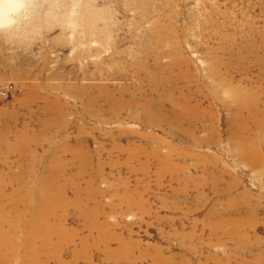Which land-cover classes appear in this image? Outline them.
Returning a JSON list of instances; mask_svg holds the SVG:
<instances>
[{
    "label": "rangeland",
    "instance_id": "rangeland-1",
    "mask_svg": "<svg viewBox=\"0 0 264 264\" xmlns=\"http://www.w3.org/2000/svg\"><path fill=\"white\" fill-rule=\"evenodd\" d=\"M17 1L12 8L6 9L5 18L0 22V134L4 135H0V178L5 183L3 188L6 195L18 192L14 198L16 202L23 199L26 189L33 191L36 181H53L55 178L66 185L65 196L69 199V205L71 203L70 206L67 204L70 208L63 207L62 211H56L57 217L54 215L50 219L55 224L57 218L62 216L66 230L76 235L72 241L62 246L65 264H88L86 256L91 258L93 255V264H158L154 260L159 255L167 260L171 258V264H264V173L260 170L259 174L258 168L236 156L233 137L241 123H233L237 108L225 95L228 87L242 86L247 92L248 104L252 101V113L256 114L257 119L264 118V67L255 62V55L260 58L264 56V0ZM87 2H92L93 10L101 14L100 19L94 22L97 33L92 35L91 40H87L84 30L74 23L80 12L87 10ZM146 2L150 13L146 20H142V6ZM46 17L51 24L48 27ZM153 25H157L160 30L154 31ZM161 40L164 46L160 44ZM148 52L162 54L163 66L173 62L175 57L183 60H180L177 70L170 73L177 80L176 88L178 87L171 93L176 95L178 104H184V96L188 97L190 94L189 99L193 95L189 99L190 105L199 107L203 115L200 117L202 121L195 118V124L191 118L184 123L183 129L171 126L161 117L172 116L174 112L180 113V109H176L165 99L162 100L165 105L163 115H152L158 127L147 124L149 119L144 115L141 106L147 101H158L159 98L152 94V87L139 81L140 76L144 77L145 71L138 67L132 68L131 65L146 61ZM6 62L12 65L15 62V65L10 66ZM185 63L187 64L183 65ZM180 72L181 76H177ZM182 74L188 75L187 79L182 78ZM35 83L43 88L38 90L41 95L32 103H27V92H30L27 88H32ZM88 84L108 87L117 100L137 103L136 109L125 111L114 120L106 116L101 120L93 118L85 106L83 107L85 99L77 98L78 94H74L77 89ZM214 84L222 87V102L215 99ZM200 86L203 94H196ZM223 90L225 93H222ZM95 91L90 95L98 96ZM187 93L189 94L185 95ZM49 100L62 106L65 113L62 119L55 116L56 110L52 109V114L46 111ZM101 105H106L104 99L100 101ZM226 105L231 108L225 107ZM245 113L246 116L250 114L247 111ZM50 122L54 124L49 126ZM190 126L195 128L194 136L187 133L186 129ZM251 127L252 132L257 131L252 125ZM262 132L264 134V129ZM24 133L28 138L25 145L28 144L29 148L19 146L14 153H8L7 156L8 148L14 146L18 136L21 137ZM46 133L48 136L43 135ZM36 138L41 140L37 146L31 141ZM195 138L199 139L196 141ZM80 140L83 141L82 151H86L88 156L84 161L86 165L74 158L73 148L78 147ZM30 155L33 156L29 158ZM56 168L62 169L58 171ZM48 171L55 172L50 174ZM235 182L241 185L229 186ZM238 190L253 194L248 200L250 205L244 203L231 208L232 198L241 194ZM32 196L37 199L35 195ZM87 196L91 199H87ZM257 197L262 201H258ZM248 205L251 209L254 206L258 210V217L253 227L243 232L247 235L244 240L240 236H228L223 228H214L224 216L227 219L249 218L250 209H246ZM91 216H95L91 223L96 226H88ZM27 217L28 215L26 219ZM108 228L110 230H106ZM100 234L107 239L109 237L110 241L118 235L127 243H135L136 248L130 260L124 257L109 259L106 252L104 253L105 246L100 244ZM18 236L21 240L24 239L25 232ZM54 240L56 243L58 239ZM111 243L113 250L119 248L115 240ZM156 249L159 250L158 253ZM140 252L148 254L143 263L135 259L143 255ZM75 255H80L78 260ZM47 258L45 259L48 264H60L55 258Z\"/></svg>",
    "mask_w": 264,
    "mask_h": 264
},
{
    "label": "bare ground",
    "instance_id": "bare-ground-1",
    "mask_svg": "<svg viewBox=\"0 0 264 264\" xmlns=\"http://www.w3.org/2000/svg\"><path fill=\"white\" fill-rule=\"evenodd\" d=\"M17 0H0V22L2 23L3 20H4V14L6 11V9H10L12 8L11 6H13V3H15ZM153 1V0H152ZM18 2V1H17ZM154 3V2H153ZM15 5V4H14ZM92 2H87L86 3V8L87 10H85L84 12L81 11L80 12V16L77 17V19H75L74 23H75V26H77L78 28H81L84 30V34L86 35V39L87 40H91V38L93 37L92 35L96 34L97 33V30L94 26V22L96 20H99L100 17H101V14H98L95 12V10H93V6H92ZM141 11V10H140ZM142 13H141V17L140 19L142 20H146L147 17L149 16V10H148V7H147V2L142 6ZM49 18L46 17L45 19V22H47L46 26L48 27L50 22H49ZM161 22V20H160ZM154 23V22H153ZM45 24V23H44ZM155 24V23H154ZM45 26V25H44ZM45 26V27H46ZM154 26V25H153ZM152 26V27H153ZM157 26V25H156ZM156 26H154V31H158L159 28H157ZM159 26V25H158ZM76 27V28H77ZM160 27V26H159ZM75 28V27H74ZM47 30V29H46ZM160 30V29H159ZM48 31V30H47ZM63 34H64V31H62ZM157 34V33H156ZM158 40V39H157ZM158 43L160 41H157ZM161 45H165L164 42H162L161 40ZM26 46V45H25ZM28 48V47H27ZM25 52V51H24ZM146 61H139V62H135L134 65H131L132 68H140V69H143L145 71V73L143 74L144 77H139V81H141V83L143 84H147L148 86L152 87L153 89V95L157 96L156 98L158 99V101H147L146 103H144L141 108L143 109L144 111V115L149 119L147 121V124L149 126H153V127H158V124L157 122H155V119H152V115L155 114V115H158V116H162L163 115V111H164V108H165V105L163 104V101L162 100H168L169 102H171L172 105H174V107H176V109H180V113H176L174 112V114H172V116H167V115H164L162 116L161 118L165 119L166 121H168L171 126H176L178 128H181L183 129V125L184 123H186L188 120H190L191 118L194 119L195 118H199L201 116H203L201 114V110L199 109V107H192V104L190 105L191 103V96L189 99V93L185 94V95H188L187 96H184L183 97V103L180 102V104H178L175 100V96L174 94H172L171 92L173 90H175L176 88V85H177V80L174 79V77L170 76V73L173 72L174 69H176L179 65H180V60L179 59H176L177 57H175L174 61L171 62L170 64L166 65V66H163L162 63H163V57H162V54L160 53H153V52H148L146 54ZM22 56V55H21ZM20 56V57H21ZM262 56V55H261ZM82 57V56H81ZM84 57V56H83ZM166 57V55H165ZM164 57V58H165ZM183 57V56H182ZM16 57H14L15 59ZM19 58V57H18ZM24 59V58H23ZM26 59V58H25ZM4 60V59H3ZM30 60V59H29ZM184 60H187L184 58ZM19 61V60H18ZM151 61V62H150ZM183 61V60H181ZM188 61V60H187ZM3 62V61H2ZM255 62L256 63H261L262 66L264 67V56L263 57H257L255 55ZM4 63V62H3ZM15 63V62H14ZM13 63L12 64H8L6 62L7 65H10V66H14L15 64ZM183 63V62H182ZM187 63L183 64V65H186ZM189 64V63H188ZM245 64V63H244ZM23 66L24 65H27V64H22ZM46 65V64H45ZM5 66V65H4ZM191 66V65H190ZM189 66V67H190ZM192 67V66H191ZM45 68V67H44ZM131 68V69H132ZM137 68V69H138ZM17 69V68H16ZM179 69V68H178ZM46 71V68L44 69ZM142 70V71H143ZM177 70V69H176ZM189 70V69H188ZM191 70V68H190ZM189 70V71H190ZM12 71V70H11ZM15 71V70H14ZM135 71V70H134ZM159 71V72H158ZM180 71V70H179ZM182 71V70H181ZM188 73V72H187ZM185 73V74H187ZM192 73V72H191ZM213 73V72H212ZM216 73V72H215ZM217 74V73H216ZM215 74V75H216ZM142 75V76H143ZM181 76V72L177 75V76ZM31 76V75H30ZM95 76V75H93ZM138 76V75H137ZM136 76V77H137ZM188 76V75H187ZM186 75H183L182 74V78H186L187 77ZM190 76V75H189ZM40 77V76H39ZM38 77V78H39ZM57 77V76H56ZM123 77V76H122ZM193 77V76H192ZM196 77V76H195ZM194 77V80H196ZM24 78V77H23ZM61 78V77H60ZM94 78V77H93ZM199 78V77H198ZM217 78V77H215ZM87 79V77H86ZM187 79V78H186ZM185 79V80H186ZM192 78H190L191 80ZM44 80V79H43ZM91 80V79H90ZM219 80V79H218ZM217 80V81H218ZM38 81V80H37ZM183 81V79H182ZM187 81V80H186ZM200 81V80H198ZM197 81V82H198ZM216 81V83H217ZM224 81V80H223ZM196 82V81H195ZM188 83V82H187ZM201 83V82H200ZM227 83V82H226ZM243 84V82H241ZM240 83V84H241ZM36 85L32 86V88H27V89H30V92L27 96V103H32L33 100H37L38 96L41 95L38 94V90L40 89H43L41 87H38L40 86L38 83H35ZM42 84V83H41ZM52 84V83H51ZM203 84V83H201ZM200 84V85H201ZM223 84V83H221ZM33 85V84H31ZM68 85V84H67ZM218 85V83H217ZM227 85V84H226ZM225 85V87H226ZM229 85V84H228ZM227 85V86H228ZM237 85V84H236ZM47 86V85H46ZM66 86V85H65ZM179 86V85H178ZM186 86V85H185ZM188 86V85H187ZM213 86V85H212ZM220 86V84H219ZM224 86V85H223ZM230 86V85H229ZM53 87V86H52ZM50 87V89L52 88ZM181 87V86H180ZM211 87V86H210ZM215 84H214V94L216 96L215 99H218V101L222 102L221 100V97H220V88L222 87H216ZM178 88V87H177ZM176 88V89H177ZM198 88V87H197ZM244 88V87H243ZM61 89V88H60ZM59 88L56 90H60ZM77 89V88H75ZM139 89V88H138ZM182 89H183V86H182ZM186 89V88H185ZM226 89V88H225ZM52 90V89H51ZM64 90V89H63ZM74 90V89H73ZM70 89V91H73ZM96 90V91H95ZM123 90V89H122ZM129 90V89H128ZM189 90V88H188ZM211 90V89H210ZM45 91V90H43ZM66 91V90H64ZM68 91V90H67ZM93 91L95 92H98V96L96 95L95 97L91 96L90 94L93 93ZM136 91V90H135ZM248 91V90H247ZM58 92V91H57ZM69 92V91H68ZM75 92V91H73ZM124 92V91H123ZM138 92V91H136ZM142 92V91H141ZM152 92V91H151ZM177 92V91H176ZM184 90H183V94H184ZM203 92V89L199 88V92H196V94L198 93H202ZM211 91H209L210 93ZM213 92V91H212ZM121 93V92H120ZM119 93V94H120ZM140 93V92H139ZM222 93H225V91L223 90ZM221 93V94H222ZM257 93V92H256ZM66 94V93H65ZM74 94H78V97L77 98H80V99H85L84 101V104L83 107L85 106V109L89 112L90 116H92L93 118H97V119H103L105 116L106 117H109V119L111 120H114V119H118V117L122 116V114H124V112H128L130 110H133V109H136V106H137V103L135 102H125L123 100H117L115 98V96L112 94V91L106 87V86H103V85H96V84H88L87 86L85 87H82L80 89H77V93H74ZM151 94V95H152ZM211 94V93H210ZM248 94H249V91H248ZM258 94V93H257ZM54 95V94H53ZM57 95V94H56ZM72 95V94H71ZM122 95V93L120 94ZM119 95V96H120ZM200 95V94H199ZM199 95H196L197 97ZM207 95V94H206ZM227 97L230 98V100L232 101V103L234 104V107L236 106L237 108V113L236 115L233 117V123L237 124V123H241L239 125V128H238V131H236L235 135H234V132L233 135L231 137L234 138V144H233V147H234V152L236 154V156L240 159H242L241 161H246L248 163H250L251 165L255 166L256 168L259 169V174H260V170L264 173V134H263V129H264V118L262 120L260 119H257V117L255 116L256 114H254V112L252 113L251 111V102L250 105L248 104L247 102V99H246V96H247V92L242 89V86L241 88L239 87H228V90H226V94H225ZM251 95V94H250ZM249 95V96H250ZM51 96V95H49ZM48 96V97H49ZM77 96V95H76ZM117 96V94H116ZM124 96V94H123ZM214 96V97H215ZM222 96V95H221ZM248 96V97H249ZM47 97V98H48ZM152 97V96H151ZM213 97V96H212ZM224 97V96H223ZM252 97V96H251ZM76 98V99H77ZM177 98V97H176ZM185 98V99H184ZM253 98V97H252ZM43 99V98H41ZM45 99V98H44ZM104 99L106 101V105L105 106H100V101ZM119 99V98H118ZM181 99V98H180ZM205 99V98H204ZM214 99V100H215ZM249 99V98H248ZM257 99V98H256ZM255 99V100H256ZM151 100V99H150ZM153 100V99H152ZM155 100V99H154ZM196 100V99H195ZM213 100V99H212ZM226 100V99H225ZM254 100V101H255ZM40 101V100H39ZM45 101V100H44ZM60 101V100H59ZM217 101V100H216ZM227 101V100H226ZM229 101V100H228ZM56 102H58L56 100ZM257 102V101H256ZM36 103V102H35ZM46 103V102H45ZM201 103V102H200ZM219 103V102H218ZM260 103V102H259ZM82 104V103H81ZM261 104V103H260ZM35 105V104H34ZM45 105V104H44ZM141 105V104H140ZM201 105V104H199ZM198 105V106H199ZM223 105V104H222ZM31 106V104H30ZM33 106V105H32ZM259 106V104H258ZM257 106V109H260L258 108ZM264 106V105H263ZM262 106V107H263ZM139 107V106H138ZM202 107V106H201ZM225 107H230L229 105H226ZM140 108V109H141ZM211 108V107H210ZM233 108V107H232ZM253 109L255 107H252ZM26 109V108H25ZM30 109V108H29ZM45 109V107H44ZM52 109L53 110H56L55 112V116L58 117V119H62L63 117V108L62 106H58L56 104H54V102H52L51 100L48 101V105L46 106V111H50L51 114H52ZM157 109V111H155ZM204 109V108H203ZM213 109V108H212ZM210 109V110H212ZM65 110V109H64ZM85 110V111H86ZM231 110V109H230ZM44 111V110H43ZM204 111V110H203ZM207 111V109H206ZM249 112L250 114L248 116H246L245 112ZM87 112V113H88ZM142 112V111H141ZM212 112V111H211ZM214 112V111H213ZM229 112V111H228ZM231 112V111H230ZM257 112V111H255ZM143 113V112H142ZM205 114H207L206 112H204ZM203 113V114H204ZM263 113V112H262ZM50 114V113H49ZM88 114V115H89ZM209 115L211 113H208ZM207 114V115H208ZM248 114V113H247ZM261 114V113H260ZM259 114V115H260ZM14 115V114H13ZM205 115V116H207ZM214 115V114H212ZM263 115V114H262ZM43 116V115H42ZM51 116V115H50ZM53 116V115H52ZM258 116V115H257ZM2 117V116H0ZM213 117V116H211ZM208 118V117H207ZM232 118V117H231ZM261 118V117H260ZM49 119V118H48ZM47 119V120H48ZM54 119V118H53ZM52 119V120H53ZM56 119V118H55ZM56 119V120H58ZM133 119V118H132ZM45 120V119H44ZM197 120V119H195ZM201 120V118H200ZM199 120V122H200ZM205 119L203 118V121ZM215 120V119H213ZM232 120V119H231ZM54 121V120H53ZM146 121V120H145ZM202 121V120H201ZM206 121V120H205ZM204 121V122H205ZM212 121V119H211ZM60 122V121H59ZM189 122V121H188ZM195 122V121H194ZM12 123V122H11ZM16 123V121H15ZM45 123V122H44ZM48 123V122H47ZM57 123V122H56ZM55 123V124H56ZM197 122H195L196 124ZM17 124V123H16ZM46 124V123H45ZM54 122H50L49 123V126L53 125ZM64 124H65V121H64ZM189 124V123H188ZM193 124V123H192ZM200 124V123H199ZM207 124V123H205ZM204 124V125H205ZM209 124V123H208ZM207 124V125H208ZM43 125V124H42ZM47 125V124H46ZM60 125V124H59ZM194 125V124H193ZM203 125V126H204ZM232 125V124H231ZM251 125L253 126V128L255 127L257 129V131H253L252 132V127ZM58 126V125H57ZM64 126V125H63ZM66 126V125H65ZM147 126V125H146ZM233 126V125H232ZM61 127H62V124H61ZM60 127V128H61ZM67 127H69L67 125ZM187 127V126H186ZM208 127V126H207ZM47 128V127H46ZM50 128V127H49ZM47 128V129H49ZM52 128V127H51ZM59 127H57L58 129ZM230 128V127H229ZM53 129V128H52ZM176 129V128H175ZM207 129V128H206ZM45 130V129H43ZM59 130V129H58ZM63 130H65L63 128ZM187 130V133H189V135H192L194 136V132L195 131V128L190 126L189 129H186ZM214 130V129H213ZM213 130H210V131H213ZM232 130V129H231ZM236 130V129H235ZM60 131V130H59ZM67 131V130H65ZM178 131V130H177ZM182 131H185V130H182ZM206 131V130H205ZM234 131V130H233ZM11 132V131H10ZM26 132V131H25ZM58 132V131H57ZM181 132V131H180ZM185 133V132H184ZM26 133H24L21 137H19V139L17 140V142L15 143V145L13 146H10L8 148V152H7V156L8 153H14V151L20 146L22 147H25L27 145H25L27 143V137H25ZM49 134V133H48ZM59 134V133H58ZM207 134H208V131H207ZM210 134V132H209ZM212 134V133H211ZM1 135V134H0ZM3 135V134H2ZM1 135V136H2ZM21 135V134H20ZM42 135V134H41ZM43 135H47L46 134H43ZM42 135V136H43ZM51 135V134H50ZM49 135V136H50ZM55 135V134H54ZM53 135V136H54ZM57 135V134H56ZM187 135V134H186ZM188 135V136H189ZM4 136V135H3ZM27 136V134H26ZM48 136V135H47ZM214 136V135H212ZM16 137V136H15ZM82 137V135H81ZM196 137V136H195ZM217 137V136H216ZM2 138V137H1ZM232 138V139H233ZM5 139V138H4ZM52 139V137H51ZM69 139V138H68ZM79 139V138H77ZM76 139V140H77ZM199 139V138H198ZM197 139V140H198ZM205 139V138H204ZM210 139H213V138H210ZM1 140V139H0ZM196 140V138H195ZM196 140V141H197ZM202 140V139H201ZM7 141V139L5 140ZM31 141H34V144H40V139H32ZM44 141V140H43ZM49 141V140H47ZM64 141V140H63ZM66 141V140H65ZM203 141V140H202ZM211 141V140H210ZM232 141V140H231ZM8 142V141H7ZM6 142V143H7ZM193 142V141H192ZM207 142V140H206ZM212 142V141H211ZM210 142V143H211ZM233 142V141H232ZM4 144V142H2ZM33 143V142H31ZM44 143V142H43ZM65 143V142H64ZM67 143V142H66ZM76 143V142H75ZM45 144V143H44ZM78 144V143H77ZM194 144V143H193ZM209 144V143H208ZM212 144V143H211ZM217 144V143H216ZM31 145V144H30ZM33 145V144H32ZM42 145V144H41ZM201 145V144H200ZM210 145V144H209ZM213 145V144H212ZM219 145V143H218ZM29 146V145H28ZM27 146V147H28ZM34 146V145H33ZM37 146V145H36ZM39 146V145H38ZM82 146H83V141H79V144H78V147L75 146L74 149V158L75 160L77 161H80L81 163H83V165L86 163H84V161H86L87 157L86 156V151H82ZM119 146V145H118ZM170 146V145H168ZM197 146V145H196ZM203 146V145H202ZM26 147V149H27ZM32 147V146H31ZM35 147V146H34ZM29 148V147H28ZM22 149V148H21ZM118 149V148H116ZM137 149V148H136ZM135 149V150H136ZM1 150V149H0ZM23 150V149H22ZM115 150V149H114ZM138 150V149H137ZM172 150V148H171ZM233 150V148H232ZM21 151V150H20ZM26 151V150H25ZM28 151V150H27ZM33 151V150H32ZM117 151V150H116ZM120 151V150H119ZM17 152V151H16ZM22 152V151H21ZM31 152V151H30ZM29 152V153H30ZM56 152V151H55ZM67 152V150H66ZM121 152V151H120ZM137 152V151H136ZM136 152H133L134 154ZM157 152V151H156ZM2 153V152H0ZM18 153V152H17ZM21 154V153H20ZM34 154V153H33ZM3 155V154H2ZM1 155V156H2ZM25 155V154H24ZM35 155V154H34ZM37 155V154H36ZM234 155V154H233ZM232 155V156H233ZM25 156H28V155H25ZM33 156V155H32ZM31 155L29 156L32 157ZM134 156V155H132ZM155 156V154H154ZM6 157V156H5ZM234 157V156H233ZM9 159V158H8ZM7 159V160H8ZM28 159V158H27ZM36 159V157H35ZM130 159H133V158H130ZM129 159V160H130ZM135 159V157H134ZM5 160V161H7ZM37 160V159H36ZM41 160V159H40ZM166 160V159H165ZM164 160V161H165ZM237 160V159H236ZM34 161V160H33ZM38 161V160H37ZM240 161V162H241ZM215 162V161H214ZM213 162V163H214ZM217 162V161H216ZM74 163V162H73ZM72 163V164H73ZM76 163V162H75ZM164 163V162H163ZM170 163V162H169ZM212 163V162H211ZM247 163V164H248ZM5 164V163H4ZM54 164V163H53ZM88 164V162H87ZM219 163H217V166H218ZM34 165V164H33ZM82 165V164H81ZM164 166V164H162ZM214 165V164H212ZM35 166V165H34ZM63 166V165H61ZM66 166V165H65ZM74 166V165H72ZM166 166V165H165ZM215 166V165H214ZM213 166V167H214ZM249 166V165H248ZM167 167V166H166ZM165 167V168H166ZM32 168V167H31ZM36 168V166H35ZM51 168V167H50ZM212 168V167H211ZM250 168H254V167H250ZM249 168V169H250ZM33 169V168H32ZM55 169V168H54ZM62 169V168H61ZM61 169H57L58 171H61ZM163 169V168H161ZM226 169V168H225ZM51 170V169H50ZM53 170V168H52ZM55 170V171H56ZM70 170V168H69ZM207 170V168H206ZM251 170V169H250ZM255 170V169H253ZM55 171H48L50 174H54ZM79 171V170H78ZM81 171V170H80ZM161 171V170H160ZM165 171V170H164ZM227 171V170H226ZM230 171V170H229ZM227 171V172H229ZM25 172V171H24ZM213 172V171H212ZM211 172V173H212ZM215 172V171H214ZM213 172V173H214ZM46 173V172H45ZM80 173V172H79ZM208 173V172H207ZM221 175H222V172H220ZM232 173V172H231ZM257 173V172H256ZM34 174V173H33ZM48 174V173H46ZM59 174V173H58ZM64 174V173H63ZM78 174V173H77ZM76 174V176H77ZM217 174V173H216ZM225 174V173H223ZM228 174V173H227ZM258 174V173H257ZM258 174V175H259ZM45 175V174H44ZM96 175V174H95ZM209 175V174H207ZM220 175V176H221ZM236 175V174H235ZM2 176V174H1ZM5 176V175H4ZM26 176V175H25ZM34 176V175H33ZM36 176V175H35ZM64 176V175H63ZM82 176V175H81ZM98 176V175H96ZM218 176V175H217ZM225 176V175H224ZM232 176V175H231ZM237 176V175H236ZM261 176H262V173H261ZM44 177V176H43ZM58 177V176H57ZM61 177V176H60ZM72 177V176H71ZM75 177V176H74ZM78 177V176H77ZM214 177V176H213ZM216 177V176H215ZM10 178V177H9ZM34 178V177H33ZM42 178V177H41ZM49 178L50 175H49ZM48 178V179H49ZM62 178V177H61ZM67 178V177H66ZM70 178V177H69ZM227 178V177H226ZM264 178V177H263ZM6 179V178H5ZM4 179V180H5ZM13 179V178H12ZM11 179V180H12ZM23 179V178H22ZM45 179V178H43ZM54 180H47L45 182H37L34 184V187H33V191H29V189H26V195L23 197V199L19 202H16L14 201V198L15 196H17L18 192H15L13 193L12 195L8 196L5 194V191H4V188H3V184H5L4 182L2 183V179L0 178V264H48L47 260L45 258H55L60 264H65V262L63 261V248L62 246H64L65 243L69 242V241H72L74 239V235L75 233H69L68 230H66L65 228V219L61 216H59L60 218H57L55 224H52L50 219L51 217H53L54 215H56V211L58 210H61L63 209V207H66L69 205V202L68 200L66 199V194H65V187L66 185L64 184H61V181L53 178ZM82 178H80L81 180ZM218 179V178H216ZM237 179V178H236ZM7 180V179H6ZM10 180V179H9ZM19 180V178H18ZM42 180V179H41ZM65 180V179H64ZM78 180V179H77ZM208 180V178L206 179ZM215 180V179H214ZM229 180H231L229 178ZM238 180V179H237ZM63 181V179H62ZM66 182L68 180H65ZM76 181V180H75ZM79 181V180H78ZM205 181V180H204ZM213 181V180H212ZM218 181V180H217ZM235 181V180H234ZM259 181V180H258ZM262 181V180H260ZM6 182V181H5ZM8 182V181H7ZM13 182V181H12ZM16 182V181H15ZM14 182V183H15ZM73 182V181H71ZM77 182V181H76ZM208 182V181H207ZM227 182V181H226ZM232 182V180H231ZM17 183V182H16ZM20 183V182H19ZM75 183V182H74ZM212 183V182H211ZM217 183V182H216ZM264 183V182H263ZM261 183V185L263 184ZM69 184V183H67ZM233 185H229V186H233V187H239L241 184L239 182H235V183H231ZM259 184V183H258ZM9 185V183H8ZM7 185V186H8ZM73 185H76V184H73ZM228 185V183H227ZM209 186H211L209 184ZM208 186V187H209ZM213 186V185H212ZM211 186V187H212ZM216 186V185H215ZM222 186V185H221ZM259 186V185H258ZM264 186V185H262ZM76 187V186H74ZM79 187V186H78ZM217 187V186H216ZM245 187V186H244ZM6 188V186H5ZM18 188V187H17ZM218 188V187H217ZM243 188V187H242ZM8 189V188H7ZM81 189V188H80ZM213 189V188H212ZM225 189V188H224ZM223 189V190H224ZM227 189H230V188H227ZM17 190V189H15ZM32 190V189H31ZM68 190V189H67ZM76 190V189H75ZM91 190V189H90ZM217 190V189H216ZM220 190V189H219ZM222 190V191H223ZM235 190V189H233ZM232 190V191H233ZM244 190V189H243ZM242 190V191H243ZM246 190V189H245ZM226 191V189H225ZM239 191V190H238ZM68 192V191H67ZM80 192V191H79ZM86 192V190H85ZM216 192V191H215ZM221 192V191H220ZM224 192V191H223ZM236 192V191H234ZM233 192V194H234ZM240 192V191H239ZM23 193V191H22ZM78 193V192H77ZM89 193V192H88ZM87 193V194H88ZM222 193V192H221ZM225 193V192H224ZM227 193V192H226ZM225 193V194H226ZM230 193V192H229ZM241 194H238L237 196L233 197L232 198V201H231V208H235V207H238L239 205H243L244 203L248 204V200H250L252 198V195L249 191H245V192H240ZM263 193V192H262ZM80 194V193H79ZM86 194V193H85ZM228 194V193H227ZM232 194V195H233ZM22 195V194H21ZM32 195H35L34 197H37V199H34ZM90 195V194H89ZM231 195V194H230ZM231 195V196H232ZM221 196V195H220ZM223 196V195H222ZM227 196V195H226ZM257 196V195H256ZM262 196V195H261ZM20 197V196H18ZM92 197V196H90ZM259 197V196H258ZM257 197V199H258ZM263 197V196H262ZM76 198V197H75ZM254 198V197H253ZM78 199V198H77ZM80 199V198H79ZM87 199H91V198H88L87 196ZM81 200V199H80ZM13 201L15 202L14 204ZM73 201V200H72ZM79 201V200H78ZM88 201V200H87ZM91 201V200H90ZM253 201V199H252ZM258 201H260L258 199ZM262 201V200H261ZM260 201V202H261ZM264 201V200H263ZM68 202V203H67ZM73 202H76V201H73ZM230 202V200H229ZM77 203V202H76ZM264 203V202H262ZM68 204V205H67ZM74 204V203H73ZM81 204V203H79ZM253 204V203H252ZM25 205V206H23ZM71 205V203H70ZM69 205V206H70ZM250 205V203H249ZM248 207L246 206V209H250L249 210V213H250V216L249 218H244V217H235V218H230V219H227L224 217L221 218V221L219 222V224L217 225L216 224L214 226V228H223L226 232V234H228V236L230 235V237L232 236L233 238L234 237H238L240 236L242 238V240H244L247 235L243 234L244 231H246V229L248 228H252L253 225L255 224V221L258 217V210L257 209H254L255 207H253V209H251V206ZM260 205V204H259ZM25 207V209H22L23 207ZM68 206V207H69ZM74 206V205H73ZM79 206V205H78ZM84 206V204H83ZM98 206V204H97ZM256 206V204H255ZM22 207V208H21ZM67 208V207H66ZM70 208V207H69ZM76 208V207H75ZM229 208V207H228ZM227 208V210H228ZM230 208V209H231ZM263 208V207H262ZM65 209V208H64ZM79 209V208H78ZM83 209V208H82ZM98 209V208H97ZM244 209V207H243ZM80 210V209H79ZM88 210V209H87ZM96 210V209H95ZM94 210V211H95ZM100 210V209H99ZM240 210V209H239ZM68 211V209H67ZM82 211V210H80ZM98 211V210H97ZM214 211V210H213ZM212 211V212H213ZM224 211V210H223ZM230 211H233L232 209ZM238 211V210H237ZM215 212V211H214ZM217 212V210H216ZM224 212H227V211H224ZM244 212V211H242ZM262 212V211H261ZM68 213V212H67ZM66 213V215H67ZM80 213V212H79ZM60 214V213H59ZM58 214V215H59ZM62 214V213H61ZM83 214V213H82ZM91 214V213H90ZM216 214V213H215ZM225 214V213H224ZM236 214V213H235ZM28 215L27 219H26V216ZM96 216V214H94ZM212 215V214H211ZM226 215V214H225ZM241 215V214H240ZM95 216H91L90 219H89V222L90 225L94 224V223H91L93 221V218ZM98 216H99V213H98ZM222 216H223V213H222ZM239 216V215H238ZM247 216V215H246ZM57 217V215H56ZM65 217V216H64ZM84 217V216H83ZM212 217V216H211ZM97 218V217H96ZM218 218V216H217ZM216 219V217H215ZM52 220V219H51ZM214 220V218H213ZM95 221V220H94ZM211 221V220H210ZM87 222V220H86ZM99 222V221H98ZM217 222V221H216ZM258 222V221H257ZM85 223V222H84ZM96 223V222H95ZM100 223V222H99ZM106 223V221H105ZM107 224V223H106ZM258 224V223H257ZM256 224V226H257ZM210 225V224H209ZM92 226H96V224L92 225ZM91 226V228H92ZM110 226V225H108ZM114 226V225H113ZM112 226V227H113ZM212 226V225H211ZM90 228V227H89ZM90 228V229H91ZM107 228V226L105 227ZM212 228V227H210ZM86 229V228H85ZM218 229V230H219ZM97 230H98V227H97ZM106 230H110L109 228L106 229ZM115 230V229H114ZM215 230V229H214ZM214 230H211L212 232ZM222 230V229H221ZM252 230V229H251ZM255 230H256V227H255ZM253 230V231H255ZM95 231V229H94ZM220 231V230H219ZM21 232H25V237L24 239H20L18 236L19 233ZM90 232V231H89ZM92 232V231H91ZM97 232V231H96ZM104 232V231H103ZM113 232V230H112ZM224 232V231H223ZM107 233V232H106ZM216 233V232H215ZM220 233V232H219ZM249 233V231H248ZM77 234V233H76ZM94 234V233H93ZM96 234V233H95ZM103 234V233H102ZM114 234V233H113ZM247 234V233H246ZM251 234V233H250ZM225 235V233H224ZM88 236V235H87ZM97 236V234H96ZM93 237V236H92ZM100 244L102 243L104 246H105V251L104 253L106 252L107 254V257L109 259H119L120 257H124V258H127L128 260H130L129 258L133 255V252L135 250V246L136 244L135 243H127V241L125 242L124 239L121 238V236L118 237H113L111 239V241H114L117 242L119 245V248L117 250H113L111 245V241L107 239V237H105L104 235L102 236L100 234ZM54 238H57V242L54 243ZM79 239V237H77ZM85 238V237H84ZM88 238V237H86ZM95 238V237H93ZM98 238V237H97ZM228 238V237H227ZM241 238H238L241 239ZM220 239V238H219ZM217 239V240H219ZM229 239V238H228ZM232 239V238H231ZM250 239V238H249ZM98 239H94V241H97ZM221 240V239H220ZM233 240V239H232ZM237 240V242H238ZM77 241V240H76ZM81 241V240H80ZM83 241V240H82ZM85 241V240H84ZM87 241V240H86ZM92 241V240H91ZM223 242V240H221ZM236 241V240H235ZM243 242V241H242ZM257 242V241H255ZM85 242H83L84 244ZM94 243V242H93ZM245 243V242H244ZM95 244V243H94ZM135 244V245H134ZM220 244V243H219ZM252 244V243H251ZM69 245V244H68ZM75 245V244H74ZM82 245V244H81ZM86 245V244H85ZM84 245V246H85ZM99 245V244H98ZM97 245V246H98ZM138 245V244H137ZM224 245V243H223ZM244 245V244H243ZM225 246V245H224ZM248 246V245H247ZM252 246V245H251ZM89 248V247H88ZM93 248V246H92ZM95 248V247H94ZM246 248V246H245ZM249 248V247H248ZM79 249V248H78ZM81 249V248H80ZM85 249V247H84ZM87 249V248H86ZM102 249V248H101ZM97 250V249H96ZM158 250V249H156ZM245 250V249H244ZM243 250V251H244ZM77 251V250H76ZM75 251V252H76ZM83 251V250H82ZM87 251V250H86ZM90 251V250H89ZM92 251V250H91ZM241 251V250H240ZM242 251V252H243ZM67 252V250H66ZM84 252V251H83ZM147 252H150L147 250ZM146 252V253H147ZM157 253L159 252L156 251ZM236 252V251H235ZM239 252V251H238ZM141 253V252H140ZM163 252H161L162 254ZM251 253V252H250ZM67 254V253H66ZM74 254V253H73ZM72 254V255H73ZM81 254V253H80ZM85 254V253H83ZM89 254V253H88ZM143 254V253H141ZM150 254V253H149ZM71 255V256H72ZM90 255V254H89ZM92 255V253H91ZM148 255V254H147ZM147 255L146 254H143L141 257H137L135 259H139L141 263H143L142 261H145L146 258H147ZM159 255V254H158ZM164 255V254H163ZM65 256V255H64ZM76 256V255H75ZM94 256V255H93ZM92 256V257H93ZM106 256V255H105ZM135 256V255H134ZM156 256V254H154V257ZM74 257V256H73ZM80 257V255H77L76 256V260H78V258ZM83 257V256H82ZM91 257V258H92ZM106 257V258H107ZM47 258V259H48ZM51 258V259H52ZM91 258L88 256H86L85 260L88 262V264H93V261L91 260ZM83 259V258H82ZM109 259H106V260H109ZM126 259V260H127ZM152 259V258H151ZM171 259V258H170ZM169 259V260H170ZM224 259V258H222ZM261 259V257H260ZM74 260V259H73ZM105 260V261H106ZM169 260L167 259H164V257H162V255H159L156 260H154V262H157L158 261V264H160L159 262H161V264H171L169 262ZM173 260V258H172ZM171 260V262H172ZM55 261V260H54ZM82 261V260H81ZM84 261V260H83ZM115 261V260H114ZM132 261V260H131ZM137 261V260H136ZM148 261V260H147ZM212 261V260H211ZM218 261V260H217ZM216 261V262H217ZM227 261V260H226ZM57 262V263H58ZM110 262V261H108ZM117 262V260H116ZM126 262V261H125ZM128 262V261H127ZM134 262V261H132ZM151 262V261H150ZM220 262V260H219ZM122 263V262H121ZM131 263V262H130ZM139 263V262H138ZM215 263V262H214ZM50 264V263H49ZM87 264V263H86ZM133 264V263H132ZM173 264V263H172ZM220 264V263H219ZM225 264H227L225 262ZM237 264V263H236ZM251 264V263H250Z\"/></svg>",
    "mask_w": 264,
    "mask_h": 264
}]
</instances>
